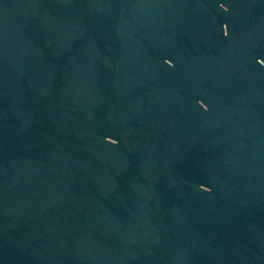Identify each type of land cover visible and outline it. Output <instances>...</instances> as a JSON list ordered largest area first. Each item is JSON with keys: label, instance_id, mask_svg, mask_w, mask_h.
Returning a JSON list of instances; mask_svg holds the SVG:
<instances>
[{"label": "water", "instance_id": "obj_1", "mask_svg": "<svg viewBox=\"0 0 264 264\" xmlns=\"http://www.w3.org/2000/svg\"><path fill=\"white\" fill-rule=\"evenodd\" d=\"M0 264H264V0H0Z\"/></svg>", "mask_w": 264, "mask_h": 264}, {"label": "clouds", "instance_id": "obj_2", "mask_svg": "<svg viewBox=\"0 0 264 264\" xmlns=\"http://www.w3.org/2000/svg\"><path fill=\"white\" fill-rule=\"evenodd\" d=\"M171 66H173V65H171Z\"/></svg>", "mask_w": 264, "mask_h": 264}]
</instances>
